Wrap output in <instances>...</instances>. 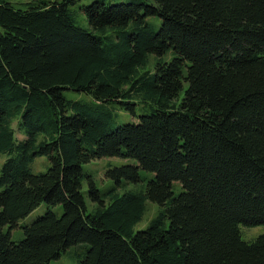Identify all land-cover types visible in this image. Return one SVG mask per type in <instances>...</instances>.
<instances>
[{
  "label": "trees",
  "instance_id": "1",
  "mask_svg": "<svg viewBox=\"0 0 264 264\" xmlns=\"http://www.w3.org/2000/svg\"><path fill=\"white\" fill-rule=\"evenodd\" d=\"M11 1L0 264H264V0Z\"/></svg>",
  "mask_w": 264,
  "mask_h": 264
},
{
  "label": "rangeland",
  "instance_id": "2",
  "mask_svg": "<svg viewBox=\"0 0 264 264\" xmlns=\"http://www.w3.org/2000/svg\"><path fill=\"white\" fill-rule=\"evenodd\" d=\"M31 0H12L11 2L15 5L16 3H26ZM53 1V0H52ZM95 0H83L81 3L85 6L91 5ZM122 2L121 0H106V2ZM80 3V4H81ZM16 7H22V5L16 4ZM154 62V58H152V63ZM72 97V96H71ZM18 136V135H17ZM4 162V158L0 159V167L2 166ZM123 162L119 159H102L94 162L93 164L95 165L93 168V176L95 181L97 182L98 186L100 188H105L110 185H112V181L109 180L106 177V172H107V167L108 165H119L122 164ZM47 166V167H46ZM49 168V162L48 159L43 158V159H37L36 164H35V172H46ZM128 190H137L136 187H129ZM86 196V193H85ZM159 211V206L156 204H153L151 202L147 203V212L145 214V217L143 219V222L140 223L136 230H141L146 228V226L149 224V222L157 215ZM46 212L43 210H37L33 214H31L28 219L26 220L27 223L32 224L35 222L39 217H42ZM264 233V229L259 227V228H250L248 229H243V238L246 241H251L252 239H255L258 237L260 234ZM16 235H19L22 237V231L17 230L15 231ZM87 252V247L85 246L84 249L83 247H76L73 248L72 250L68 251L66 254L62 256V258L59 261L53 262V264H78V260L81 256H83Z\"/></svg>",
  "mask_w": 264,
  "mask_h": 264
}]
</instances>
